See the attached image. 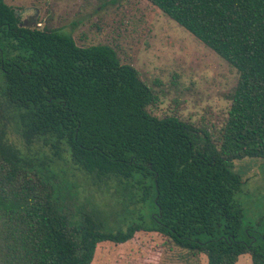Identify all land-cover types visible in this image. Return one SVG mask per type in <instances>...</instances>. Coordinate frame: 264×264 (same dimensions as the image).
Listing matches in <instances>:
<instances>
[{
    "label": "trees",
    "instance_id": "1",
    "mask_svg": "<svg viewBox=\"0 0 264 264\" xmlns=\"http://www.w3.org/2000/svg\"><path fill=\"white\" fill-rule=\"evenodd\" d=\"M10 1L0 0V264H94L104 245L139 234L195 264H264V230L245 225L248 179L235 170L264 161V0H147L238 73L216 119L159 114L161 85L114 47L81 45L52 17L31 24L28 5Z\"/></svg>",
    "mask_w": 264,
    "mask_h": 264
},
{
    "label": "rangeland",
    "instance_id": "2",
    "mask_svg": "<svg viewBox=\"0 0 264 264\" xmlns=\"http://www.w3.org/2000/svg\"><path fill=\"white\" fill-rule=\"evenodd\" d=\"M10 2L28 5L24 13L31 24L39 18V22H44L52 17L56 26L71 32L81 45L106 43L114 47L122 62L161 85L157 89L161 93L159 114L175 110L195 119H216L229 107L223 95L237 84L236 70L147 0ZM32 3L43 8L30 7ZM4 86L0 71V93ZM2 116L9 138L21 142L9 114L2 110ZM238 167L244 168L239 171ZM235 170L248 179L246 195L241 197L245 203V225L264 230V161L246 159L235 163ZM158 244H162L160 237L146 234H139L137 241L122 246L106 244L94 264H195L196 259L188 260L168 246L160 250ZM197 262L209 264L205 256ZM237 264L253 263L248 256H242Z\"/></svg>",
    "mask_w": 264,
    "mask_h": 264
}]
</instances>
